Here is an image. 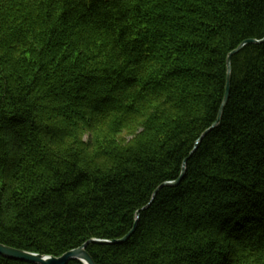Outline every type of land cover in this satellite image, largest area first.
Wrapping results in <instances>:
<instances>
[{"label":"trees","instance_id":"obj_1","mask_svg":"<svg viewBox=\"0 0 264 264\" xmlns=\"http://www.w3.org/2000/svg\"><path fill=\"white\" fill-rule=\"evenodd\" d=\"M263 38L264 0H0V244L264 264V42L210 129Z\"/></svg>","mask_w":264,"mask_h":264},{"label":"water","instance_id":"obj_2","mask_svg":"<svg viewBox=\"0 0 264 264\" xmlns=\"http://www.w3.org/2000/svg\"><path fill=\"white\" fill-rule=\"evenodd\" d=\"M262 42H264V38L260 41L252 40V39L247 40V41L243 42L236 50H234L229 55V57H228V76H227L225 95H224L223 102H222V105H221L220 110H219L217 121L213 124V126L210 129L214 128L219 123L221 113H222V109L228 100L229 76H230V65H229V63H230L231 55L238 52L243 46H245L247 44H256V43H262ZM184 170H185V162L183 164L182 172H181L179 178L175 182L165 183L163 186H176L180 182V180L182 179V177L184 175ZM133 230H134V228L125 237H123L122 239L117 240V241H101V240L91 239V240L87 241L85 244H83L82 246H80L76 249L70 250V251L64 253L63 255H61L59 257L43 256V255H39V254H35V253H30V252L14 249V248L5 246L3 244H0V256L7 258V259L20 261V262H26V263H30V264H68L71 261H79L82 264H95L93 259L89 255V253L86 251V248L88 245H90V244H102V245L108 244V245H111V244L121 243V242H124L125 240L128 239V237L132 234Z\"/></svg>","mask_w":264,"mask_h":264}]
</instances>
